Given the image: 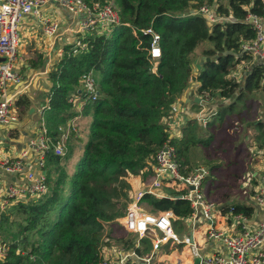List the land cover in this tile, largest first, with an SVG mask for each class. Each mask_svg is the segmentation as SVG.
Returning a JSON list of instances; mask_svg holds the SVG:
<instances>
[{
	"label": "trees",
	"instance_id": "trees-1",
	"mask_svg": "<svg viewBox=\"0 0 264 264\" xmlns=\"http://www.w3.org/2000/svg\"><path fill=\"white\" fill-rule=\"evenodd\" d=\"M84 1L90 6L113 3L122 25L112 28L107 35L78 36L85 44L83 51L74 53V43L64 47L47 75L51 87L41 128L53 143L59 141L63 128L76 116L69 99L76 93L82 77L92 74L100 97L87 100L83 108L92 117L90 139L77 164L67 199L60 192L61 176L55 188L49 185L47 195L11 206L25 215L26 225L22 230L25 255L17 243L4 244L7 253L0 264H99L103 240L114 236L112 227L119 224L126 211L125 178L133 175L148 181L152 177L155 156L171 134L166 123L172 116L171 104L193 77L199 83L197 94L203 99L229 102L235 98L236 101L220 108L205 126L202 121H188L181 129V137L170 140L183 175L194 171L191 151L207 150L214 141V136L208 134L223 126L226 116L239 119L240 111L234 113L235 103L246 92L264 89L261 85L264 62L249 67L242 83L243 91L230 75L242 61L252 62L241 46L255 38L253 25L246 18L250 14L263 15L260 0ZM204 4L216 5L217 13L230 17L233 22L209 23L205 17L195 14ZM148 29L160 37L161 56L156 60L150 59L152 36L144 33ZM205 42L211 48L203 50V63L198 72L194 70L198 64L194 62L195 50ZM94 73L99 79L95 80ZM79 96L86 99L84 94ZM214 121L220 125L215 126ZM263 125H256L259 130L256 142L261 146H264ZM62 159L49 153L45 169L50 165L58 169ZM48 179L47 173L49 183ZM205 179L206 183L212 182V178ZM164 192L165 197L147 194L142 202L152 212L171 211L176 219L173 227L181 228L182 220L192 215L191 205L180 198L182 192L170 189ZM226 212L250 216L253 211L232 203ZM28 234L35 240L29 241ZM135 240L130 235L117 242L142 257L149 251L150 241L143 238L136 248ZM125 264L138 263L129 260Z\"/></svg>",
	"mask_w": 264,
	"mask_h": 264
},
{
	"label": "built area",
	"instance_id": "built-area-1",
	"mask_svg": "<svg viewBox=\"0 0 264 264\" xmlns=\"http://www.w3.org/2000/svg\"><path fill=\"white\" fill-rule=\"evenodd\" d=\"M262 4L263 15L250 14L246 21L253 25L255 38L252 41L244 42L241 46L242 52L248 53L252 62L242 61L240 65L249 68L251 65L264 62V0ZM53 3L66 10L69 14L80 19L79 28L75 31L76 37H83L86 33L103 34L112 28L122 25L119 13L113 3L107 2L103 5H88L84 0H1L0 3V126L9 127L18 121L14 111L15 95L10 94L9 89L22 83L23 77L15 69L19 24L25 16L34 14L40 26L43 36L54 43L62 34L59 31V24L56 21L43 19L40 8L46 4ZM195 14L205 17L211 24H224L233 22L228 16L217 13L216 8L210 5H203L197 9ZM126 25H129L127 23ZM145 34L152 36L149 50L150 59L156 60L161 56L159 47L160 37L152 30H145ZM74 53L82 51L85 44L79 37L75 41ZM63 54V50L59 54ZM43 74H46L44 72ZM264 85V79L261 80ZM84 94L86 99L95 101L100 97L96 88L92 74L82 77L76 93L71 96L69 101L75 106L78 95ZM177 97V96H176ZM174 98L171 104L172 116L167 119V126L172 134V126L176 132L173 136H178L181 129L179 101ZM174 121V123H173ZM182 121V118H181ZM68 129L61 134L58 142L53 143L52 139L43 131L40 138L31 140L26 147L16 157L6 156L0 160V173L22 177L18 183L6 184L0 188V211L3 212L18 202H26L29 199H39L49 193L45 166L47 155L53 153L57 156H64L67 142L71 136L77 135V129L69 121ZM202 120V124L206 125ZM170 134L167 141L155 156V165L152 169V177L144 182L138 190L128 195L127 207L123 218L120 220L124 229L136 235L137 241L150 236L153 239V250H157L161 245L169 241L178 243L179 237L173 230L171 219L173 215L170 211L149 213L144 208L142 199L150 194L157 197H165L159 191L163 187H168L176 192H182L180 198L187 200L193 210L192 217L200 213L208 223L207 238L211 241L222 243L226 249V255L219 253L202 260L201 264H264V221L259 223L254 230L247 226L240 225V229L235 233H224L216 228V216L219 208L209 202L202 193L201 187L207 172L199 168L196 172L183 175L180 172V165L177 161L174 146L170 144L172 139ZM36 154V166L42 169L38 175L32 170H26V159L29 153ZM256 205L264 209V157L261 160L259 171V183L255 191ZM233 219L239 224L243 219L240 215H233ZM119 221V222H120ZM158 234L160 236H158ZM7 247L0 242V262L5 259ZM104 255V254H103ZM99 264H124L131 257L137 258L134 252H127L126 248L119 250L113 258L103 256ZM138 259V258H137ZM145 264L150 263L149 258L142 259Z\"/></svg>",
	"mask_w": 264,
	"mask_h": 264
},
{
	"label": "crops",
	"instance_id": "crops-1",
	"mask_svg": "<svg viewBox=\"0 0 264 264\" xmlns=\"http://www.w3.org/2000/svg\"><path fill=\"white\" fill-rule=\"evenodd\" d=\"M40 12L43 19H49L50 21L58 22V32L62 35L56 41H54V43L46 39L40 30L38 19L34 14L25 16L22 22L19 24V40L15 69L22 75L23 81L21 84L13 86L9 89L10 94L16 93L14 111L17 114L18 121L11 124V126L9 127L0 126V160L6 156H18L19 153L26 147V144L29 141H37L43 134L42 132L44 130L41 128L42 118L44 110L48 105V92L51 87L47 75L50 72L53 64L61 57L59 54L64 49V47L67 45H72L77 39L75 31L79 28L80 25L79 18L74 17L66 10L53 3H49L41 7ZM205 43L207 44L204 45L205 49L211 48L208 42ZM196 50L195 54L197 53ZM199 57L200 58L197 62L198 64L195 65L194 69L198 72L201 70V66L203 63V56L201 55ZM258 65H261V63H259ZM249 69L250 68H246L244 65L239 64L230 74L231 77L235 78V80L239 83L241 91H243L242 83L249 74ZM44 72H46V74H43ZM195 77H193L184 92L180 96L176 97L180 104V110L182 111L179 123V125H181V129L186 125L188 121L191 120H197L200 123L202 120H205L207 122L213 116L217 115L220 108L224 107L226 105L225 102H227L218 98H215L211 101L203 99L202 96L197 94L199 83L196 81ZM259 89L252 90L251 92H246L248 93L246 94V98L248 96L249 103H253V108L256 113L254 116L250 117L251 119H247L245 124H242V128L244 130H250L249 135L256 146H252L253 162L248 163V158H246L244 161L246 167L249 168L251 179L249 178L248 180H246L249 175H246L243 179L241 185L242 187H245V190L241 195L238 194L239 200L236 202L242 206L252 208L253 212L252 214H250V216L238 214L243 218L238 224L233 219V214H230V212H226V209H224L226 207H218L219 211L214 214L216 216V228L224 233H235L240 229L241 224L243 226H247V228L252 231L258 226L259 223L264 221V209H261L256 205L254 198L255 187L259 183L260 171V168L258 171H255L254 163H258L259 160V157L257 158V153H264V146H261L256 142V136L259 134V130H257L256 125L259 123L264 124V105L259 106L258 102L253 99V97L255 96H264V89ZM255 102H257L258 105H256ZM84 104L85 100L81 99V97L79 96L77 97V103L75 104V106L73 105L76 116L70 121H72V123L76 127L77 135L71 136L69 139L70 142L68 140L64 157H66L69 151L75 152L76 150H83L85 147V143L87 142L92 117L83 112ZM69 123L63 128L62 133H65V131L68 129L67 127ZM214 123L216 126L218 121H214ZM176 126L177 123H174L171 128L172 138L179 136L181 137V129L178 136H173V133L176 132ZM236 126L237 123H235L232 129L235 130ZM215 129L216 131H220L223 129V127H216ZM208 135L214 136V132L213 134L209 133ZM229 146L231 148L232 143H230ZM244 149H246L247 151L249 150L248 147H245ZM28 169L32 170V172L36 175L42 172V169L36 166V154H34L33 152H30L29 157L26 159L25 171ZM45 171L46 176L47 173L49 176V172H51V169L47 167ZM22 180V177H14V175L11 174L0 173V188H3L6 184L9 183L18 184ZM48 180L49 185L50 178ZM246 181H248L249 185L243 186ZM125 182L127 185L126 195L128 197V195L130 196V194L138 190L140 186L147 181H144L140 176H135L128 180L125 178ZM166 189L174 191L171 188L165 187L161 188L159 193L166 196V193L164 192ZM170 198L176 199L178 197ZM227 204H229V202H227ZM146 207L147 206H144L147 212L153 214L157 213L152 212L148 207L146 209ZM173 220L176 219L174 217L171 219L172 227ZM206 224L207 223L205 222V219L200 213L196 216V218H193L191 216L182 220L181 228L175 229L173 227V230L179 237L180 241L178 243L169 241L168 243L161 245L155 251L153 250L152 237L147 236L145 238L150 241L149 251L144 256L140 257L132 249H126L127 252H134L138 258L137 259L135 257H131L127 261L131 260L134 263L145 264L142 259H145L147 257L150 259L149 264H195V260L199 258L201 264L203 259L211 256L212 254L219 253L222 255H226L227 251L222 243L218 241L208 240V226ZM204 225H206V227ZM121 232H123L124 234H122ZM121 232L114 233L115 236H113L112 238L106 237L108 241L107 243H105V247L107 248H102V253L104 254L103 256H107V251L108 253H113L112 255H108V257L113 258L117 253V249H119L115 246H110V248H108V244L110 242L109 240L116 241L119 238H124L126 240L130 237V235L136 237V235H133L126 230ZM158 236L160 235L158 234ZM137 240L138 239L136 237V240L134 241L136 248L140 247L141 241Z\"/></svg>",
	"mask_w": 264,
	"mask_h": 264
},
{
	"label": "rangeland",
	"instance_id": "rangeland-1",
	"mask_svg": "<svg viewBox=\"0 0 264 264\" xmlns=\"http://www.w3.org/2000/svg\"><path fill=\"white\" fill-rule=\"evenodd\" d=\"M207 5V4H204ZM211 6V5H210ZM217 9L216 5L213 6ZM112 30V29H111ZM110 30V31H111ZM110 31L105 33V35L110 34ZM210 44V43H209ZM206 43H202L197 48V53L195 54L194 62H198L199 56L202 55V51L205 49ZM211 46V44H210ZM85 49V48H84ZM208 49V48H206ZM83 51V50H82ZM94 78L96 80L99 79V76L97 74H93ZM263 85V84H261ZM262 88L260 87L259 90ZM246 94L243 96V98L235 103L234 107V113L236 114V111H240V117L239 119L233 117L226 116L224 125L222 126L223 129L220 131L214 130V141L212 142L211 146L207 149H194L191 151V159H192V167L193 172H196L197 169L203 168L207 172L208 179L212 178V182L206 183V179L203 180L202 183V193L206 196L207 200L213 204H215L217 207H227L229 204L236 203L239 198L238 194H242V192L245 190V187H242L241 183L246 175H249L246 180L250 178L249 168L246 167L244 164V161L246 158H248V163L253 162L252 161V146H256L254 144V141L251 139L249 135L250 130H244L242 127V124L246 123L247 119H251L250 117L254 116L256 111L253 108V103L248 100V96L246 98ZM250 98V96H249ZM255 101L258 102L259 106L264 105V96H255L253 97ZM235 98H232L231 101L225 102L227 103H234ZM256 103V105H258ZM237 123L236 129L233 130V126ZM220 125V124H216ZM230 128H227L229 127ZM241 126V127H240ZM227 128V129H226ZM229 130V131H228ZM88 138L87 142L90 139V132H88ZM252 133V130H251ZM246 135V137H245ZM225 138V139H224ZM86 142V143H87ZM85 143V145H86ZM232 143V146L230 148L229 144ZM249 148L247 151L244 148ZM83 150L79 151L76 150L75 152L69 151L64 158L62 156V161L60 163V166L58 169H56L54 166L50 165L48 168L51 169V172H49V178H50V187L55 188L57 181L60 179L61 176H63V183L60 185V192L64 199H67L69 196V193L72 189V183L74 175L77 171V164L79 160L82 158ZM259 157L258 163H254V169L255 171L259 170L261 160L264 157L263 152L257 153V158ZM256 158V162H257ZM191 162V160H190ZM248 171V173H247ZM135 176L129 175L126 177V179H131ZM251 179V178H250ZM137 182V181H134ZM249 185L248 181L245 182L243 186ZM258 187H255V191ZM127 191V186L125 189V195ZM145 206V205H144ZM147 209V207H146ZM226 209V208H224ZM206 222V221H205ZM207 223V222H206ZM121 221L118 225H114L112 227L113 233H120L121 231H125L122 227ZM26 225L25 221V215L19 214L18 210L14 207L7 208L5 211H3V214H0V242L3 244L11 245L12 243H17L20 250H24L25 255V232L22 231L23 228ZM208 226V223L206 224ZM206 225H204L206 227ZM124 234L123 232H121ZM29 235V241H34L35 237H32L31 234ZM115 236V235H114ZM108 239L105 237L103 240V248L105 247V243H107ZM108 248L110 246H115L119 249H117L116 252L123 249V246L121 247L120 243L114 240H109ZM115 249V248H114ZM113 249V250H114ZM106 251V250H105ZM107 253L108 255H112L113 253ZM6 257V256H5Z\"/></svg>",
	"mask_w": 264,
	"mask_h": 264
},
{
	"label": "water",
	"instance_id": "water-1",
	"mask_svg": "<svg viewBox=\"0 0 264 264\" xmlns=\"http://www.w3.org/2000/svg\"><path fill=\"white\" fill-rule=\"evenodd\" d=\"M250 23V22H249ZM195 264H200V259L199 258H197L196 260H195Z\"/></svg>",
	"mask_w": 264,
	"mask_h": 264
}]
</instances>
